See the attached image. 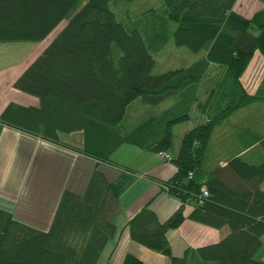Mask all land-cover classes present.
Returning a JSON list of instances; mask_svg holds the SVG:
<instances>
[{
  "label": "trees",
  "instance_id": "16d2710c",
  "mask_svg": "<svg viewBox=\"0 0 264 264\" xmlns=\"http://www.w3.org/2000/svg\"><path fill=\"white\" fill-rule=\"evenodd\" d=\"M130 1L0 0V43L39 42L62 22L13 82L38 105L10 101L0 121L54 142L60 131L80 129L83 145L72 148L95 159L84 190L62 191L46 229L0 207V264H97L117 231L120 208L98 165L125 142L170 154L161 159L176 169L162 179V189L180 200L165 218L145 202L127 220L133 240L167 256L169 264H264L255 255L264 235V132L241 130L238 152L224 164L212 160L210 149L215 128L233 111L264 101V72L255 87L241 79L254 52H264V0L250 14L236 10V0H162L161 8L139 12ZM169 40L201 54L153 72L154 53ZM169 96L174 99L166 106L125 119L134 99L158 105ZM192 115L196 123L170 151L173 126ZM186 218L228 230L177 254L167 231ZM122 264L146 262L126 252Z\"/></svg>",
  "mask_w": 264,
  "mask_h": 264
},
{
  "label": "crops",
  "instance_id": "0c3cea01",
  "mask_svg": "<svg viewBox=\"0 0 264 264\" xmlns=\"http://www.w3.org/2000/svg\"><path fill=\"white\" fill-rule=\"evenodd\" d=\"M233 7L236 9L235 4ZM44 45L29 56L0 64V112L10 101L38 105L35 95L19 90L13 86V82ZM2 52L0 55H3ZM255 57L264 61V52L256 50L241 75L246 84L249 73H253L250 76L252 87L257 85H252L256 72ZM252 68L254 71H251ZM260 83V92L264 96V76ZM241 130L264 132L263 100H255L237 108L215 128V143H211L210 147L214 162L224 164L227 156L238 152L235 141ZM82 145L83 133L80 129L60 131L59 141L54 142L0 121V207L13 214L16 212L15 217L19 220L25 219L21 215H33L41 222L33 224L49 225L62 191L68 188L82 192L95 165L94 158L72 148H80ZM134 147L137 148L130 150L145 159L140 169L126 163L125 159L120 161L111 158V161L100 162L98 165L111 180L119 196L120 208L114 216L117 231L104 246L97 264H122L126 252L137 254L146 264H169L167 256L130 237L127 220L147 201L159 218H165L179 206L180 200L162 189L161 183L162 179L175 171L176 166L171 161L153 157L146 149L137 145ZM191 206L192 203H187L185 211H189ZM227 230L226 225L216 228L186 218L179 226L167 231V238L173 252L178 254L186 246L201 244L202 238L219 239ZM255 255L264 260V235Z\"/></svg>",
  "mask_w": 264,
  "mask_h": 264
},
{
  "label": "rangeland",
  "instance_id": "374dc122",
  "mask_svg": "<svg viewBox=\"0 0 264 264\" xmlns=\"http://www.w3.org/2000/svg\"><path fill=\"white\" fill-rule=\"evenodd\" d=\"M235 7L238 11H240L243 14H250L254 9H256L260 2L257 0H236L235 1ZM147 7H155L157 9L162 7V0H131L129 2V8L132 11L139 12ZM62 22L59 23L43 40L39 42H31V41H23V42H6V43H0V52L1 50L3 55H0V64H4L7 61H14L15 59H18L19 57L27 56L28 54L31 55L39 48V46H42L43 44H46L50 38L56 33V31L61 27ZM34 49V50H33ZM31 51V52H30ZM258 51V50H257ZM260 52V51H259ZM201 52H195L191 50L189 47L185 45H176L172 40H169V42H166L165 45L157 52L154 53L155 58L157 59L156 64L153 68V72H161L168 68L185 65L196 59ZM28 55V56H29ZM254 69L256 70L254 78H252L253 83L252 85H256L259 81V77H261L262 73L264 72V61L259 59L258 57H255L254 61ZM252 68L251 71H254ZM253 76V73H249L247 78V84L251 85V77ZM256 76L258 79H256ZM256 79V82L254 84V80ZM252 87V86H251ZM255 87V86H254ZM173 100V96H169L165 98L163 101H161L158 105H151L148 103H143L140 98L134 99L126 109L125 113V119L128 123L130 121H136L138 118L140 119L142 116L148 112H150L153 109H160L167 104H169ZM196 118L194 115L190 117L189 119L176 123L173 126V137H172V149L170 151H176L178 144H179V138L180 135L188 128L193 126L196 123ZM216 140L217 137L215 136ZM215 143V140L213 138L212 144ZM122 145V146H121ZM120 146H118L110 155L111 158L115 160L125 159L126 163H130L131 165H134L133 167H136L137 169H140L143 167L145 163L144 157L134 153L131 148H137L135 144L132 143H122ZM140 150V149H137ZM143 152V151H142ZM147 152L152 155L155 158L160 159L161 157L155 152V151H149ZM124 163V162H123ZM140 167V168H139ZM14 217L17 215L16 212H14ZM20 215V214H19ZM21 218L24 217L25 219H20L21 221L27 222L35 227L46 229L48 227L47 224H44L41 226L35 225L33 223H41L36 216L29 215V216H20ZM18 219V218H17ZM43 224V223H42ZM46 225V226H45ZM215 235V234H214ZM205 237L206 235L203 234ZM218 238H202V243L215 241ZM257 256V255H256Z\"/></svg>",
  "mask_w": 264,
  "mask_h": 264
},
{
  "label": "built area",
  "instance_id": "2783aa9c",
  "mask_svg": "<svg viewBox=\"0 0 264 264\" xmlns=\"http://www.w3.org/2000/svg\"><path fill=\"white\" fill-rule=\"evenodd\" d=\"M158 154L163 159H170L171 158L170 154L168 152H165V151H159ZM204 192L206 193V190H204Z\"/></svg>",
  "mask_w": 264,
  "mask_h": 264
}]
</instances>
